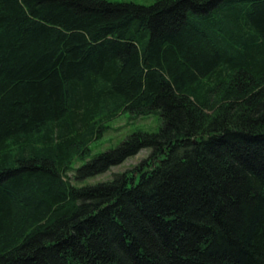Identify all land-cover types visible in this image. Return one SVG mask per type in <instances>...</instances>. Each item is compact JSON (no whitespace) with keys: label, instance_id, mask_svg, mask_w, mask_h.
I'll return each instance as SVG.
<instances>
[{"label":"trees","instance_id":"obj_1","mask_svg":"<svg viewBox=\"0 0 264 264\" xmlns=\"http://www.w3.org/2000/svg\"><path fill=\"white\" fill-rule=\"evenodd\" d=\"M0 264H264V0H0Z\"/></svg>","mask_w":264,"mask_h":264},{"label":"rangeland","instance_id":"obj_2","mask_svg":"<svg viewBox=\"0 0 264 264\" xmlns=\"http://www.w3.org/2000/svg\"><path fill=\"white\" fill-rule=\"evenodd\" d=\"M108 2H132L139 5L149 6L156 0H106ZM210 114V113H209ZM105 126L104 134L100 139L92 141L86 151V154L74 153L73 160L65 171L64 180L72 187L80 188L92 186L98 183L110 181L114 175L129 171L148 157L150 150H141L137 155L126 159L122 164L113 166L109 171L84 180H75L74 174L77 169L95 156L107 150L114 149L128 135L134 132L156 133L160 128V118L157 114H151L144 117H132L128 112L120 113L109 122L103 123Z\"/></svg>","mask_w":264,"mask_h":264}]
</instances>
